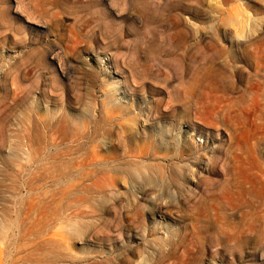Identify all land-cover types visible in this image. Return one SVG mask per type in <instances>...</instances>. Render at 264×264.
I'll use <instances>...</instances> for the list:
<instances>
[{
  "label": "rangeland",
  "instance_id": "374dc122",
  "mask_svg": "<svg viewBox=\"0 0 264 264\" xmlns=\"http://www.w3.org/2000/svg\"><path fill=\"white\" fill-rule=\"evenodd\" d=\"M263 202L264 0H0L3 264H262Z\"/></svg>",
  "mask_w": 264,
  "mask_h": 264
},
{
  "label": "bare ground",
  "instance_id": "6f19581e",
  "mask_svg": "<svg viewBox=\"0 0 264 264\" xmlns=\"http://www.w3.org/2000/svg\"><path fill=\"white\" fill-rule=\"evenodd\" d=\"M118 16V15H117ZM57 50H58V48H56L55 50H54V47H53V49L51 50V54H53V53H55V52H57ZM10 71V70H9ZM4 72V71H3ZM61 76L64 78H67V77H69L70 78V76L72 77V71H69L68 73H65V72H63V71H61ZM17 83V82H16ZM17 85V84H16ZM2 86V85H1ZM19 86V85H18ZM17 86V88H19ZM16 88V87H15ZM15 88H13V89H15ZM30 117H31V115H29ZM28 117L26 116V119H27ZM107 118H108V120L107 121H109L110 119H112L113 118V116H110L109 114L107 115ZM29 119V118H28ZM31 119V118H30ZM29 119V120H30ZM24 121L26 122V120H25V118H24ZM24 121H21V123H22V125L25 123ZM31 123V122H30ZM41 124L44 126V124H43V121L41 120ZM21 125V126H22ZM31 126V125H30ZM25 128V127H24ZM23 128V129H24ZM27 128V127H26ZM58 128V127H57ZM46 128L45 127H42L41 126V129H40V127H37L36 125L33 127V131L31 132V134H29L28 133V138L26 137L25 138V140H27V146H28V152H27V159H29L31 162H34L35 160H38V161H48V162H51L52 160H55L56 161V159L58 160V159H63L64 161H61V163L62 162H64V163H68V162H70V161H72V160H70L71 158H72V156H74L75 154H79V153H81L82 151H84V150H86V147H87V142H81V140H83V139H89V137H87L86 135H85V133L84 132H81V131H77L74 135H71V134H69V132L67 131V132H65V133H62V134H60V135H56L55 137L53 136V135H55V134H53L52 133V131H51V135H52V137H51V139H50V141L47 139L46 140V138L43 136V134L41 133V131H43L44 132V130H45ZM64 132V131H63ZM98 134V128H95V129H93V131H92V138H93V140H94V138L96 137V135ZM25 135H27L26 134V132H25ZM35 135V136H34ZM91 138V137H90ZM51 149H55V150H57L58 149V152L56 153L55 152V154L53 153L52 154V152H50V150ZM79 159V158H78ZM98 160H99V158H98V155L97 154H94L92 157H91V164L92 165H96L97 163H98ZM75 161H76V159H75ZM31 162H29V163H31ZM26 163V162H25ZM65 165V164H64ZM96 169V168H95ZM122 170V169H121ZM207 170V169H206ZM71 175V171H62L61 172V176H62V179H65V178H68L69 176ZM134 176V175H133ZM86 177V176H85ZM111 179V178H110ZM85 190H86V188H85ZM89 190V189H88ZM102 198H104L102 195H96L95 196V200H100L101 201V199ZM87 199H85V198H83L82 199V201L83 202H85ZM264 203V202H263ZM162 206H159L158 208H159V211H160V213L161 214H163V215H165L164 213H165V210H167V207L169 206V205H164V204H161ZM251 210V209H250ZM249 210V211H250ZM256 211V210H255ZM76 213L77 212H75L74 214L76 215ZM80 213V212H79ZM260 213V212H259ZM73 214V215H74ZM85 214V213H84ZM258 215H261V214H258ZM217 220H219L220 221V219H219V217L217 216V214H216V217H215ZM216 220V223H218V221ZM96 221V220H95ZM81 232H82V230L80 229H76L75 231H74V236L76 235V236H79L80 234H81ZM66 236H67V234H66ZM68 237V236H67ZM2 239V238H1ZM136 239H137V237H136ZM4 247V246H3ZM2 247V248H3ZM2 248H0V249H2ZM2 251V253H3V251L4 250H1ZM0 254L1 256L3 255V254ZM202 254V253H201ZM0 256V264H3L2 263V258L3 257H1ZM17 260V259H16ZM259 260L261 261V263L262 264H264V257H260L259 256ZM12 264H13V262H11Z\"/></svg>",
  "mask_w": 264,
  "mask_h": 264
}]
</instances>
